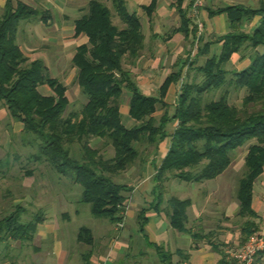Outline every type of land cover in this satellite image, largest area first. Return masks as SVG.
Returning <instances> with one entry per match:
<instances>
[{
    "label": "trees",
    "instance_id": "16d2710c",
    "mask_svg": "<svg viewBox=\"0 0 264 264\" xmlns=\"http://www.w3.org/2000/svg\"><path fill=\"white\" fill-rule=\"evenodd\" d=\"M108 1L123 28L115 25L111 9L101 0H90L86 14L74 22L75 38H87L85 44L76 48L71 61L87 103L80 113L68 115L67 86L50 74L42 59L26 56L17 41L21 22L40 18L48 25L52 14L23 0L6 2L0 15V104L12 121L23 125L24 135L40 140L31 160L46 161L58 174L73 176L83 188L81 202L90 205L95 218L108 220L113 225L122 224L128 199L125 194H130L133 188L116 183L114 178L137 165L142 159L141 148L154 147L157 152L170 138L169 151L155 169L154 202L150 209L139 213V221L144 227L148 222L147 213L154 210L167 215L173 229L185 232L192 201L171 197L162 208L165 176L186 183L215 180L231 166L236 151L256 141L248 147L246 171L237 192L238 215L245 219L241 245L246 243L260 233L254 193L256 182L264 173V109L251 112L248 108L264 105V52L259 51L264 49V2L258 8L237 5L210 11L211 15L225 14L236 32L255 19L259 25L251 35L239 31L226 35L220 40V54L208 56L212 43L198 49L197 57L208 56L204 65L196 69L203 76L200 82L182 80L185 77L181 69L164 80L159 96H146L132 72L124 69L126 59L133 63L142 57L146 41L144 25L136 13L129 12L126 0ZM171 1L182 20L181 27L173 33H182L188 38L193 30L183 7L187 0ZM157 3L158 0H151L149 6L142 7L149 17ZM244 46L255 51L249 68L231 71L229 64L233 56ZM180 82L173 114L166 110L158 118V111L169 107L165 99L170 87ZM232 88L247 92L242 108L230 103ZM213 92H221L220 98L207 102ZM124 93L130 95L128 115L134 122L131 126L123 121ZM173 123L177 125L170 134L168 126ZM91 139L106 140L113 147L114 156L104 159L91 147ZM76 146H80L79 158L74 154ZM22 212L17 206L14 213L0 220V245L7 240L22 244L33 241L41 216L23 224ZM78 238L87 245L94 243L88 228H82ZM157 251L163 264H173L170 253L163 248ZM89 260L90 256L84 264H91Z\"/></svg>",
    "mask_w": 264,
    "mask_h": 264
},
{
    "label": "rangeland",
    "instance_id": "374dc122",
    "mask_svg": "<svg viewBox=\"0 0 264 264\" xmlns=\"http://www.w3.org/2000/svg\"><path fill=\"white\" fill-rule=\"evenodd\" d=\"M27 3L35 6L40 11H46L48 9L51 14H56L58 10L53 7L49 0H23ZM89 0H77L75 2L76 7H81L75 13L76 20L79 19L82 15L86 14L87 2ZM165 0H160L161 7ZM232 2V0H230ZM230 1H228L230 3ZM255 1V0H250ZM46 2V3H45ZM106 4L112 11L114 15L113 21L115 25L119 28H123V24L120 22V19L117 17L111 2L108 0H101ZM138 2L144 5H149L151 0H127V6L129 12H136L137 16L140 18L142 24L145 26V49L142 53V57L131 63L128 59L124 61V69L126 71H131L134 79L139 76V70L149 65V62L152 59H162V62L168 69H171L175 72L183 70V78L185 81L200 82L203 78L196 69L204 65L208 56H196L195 55V43H196V21L189 16L192 24L191 29L193 30L191 36L182 40L179 45L172 46L169 44L170 37H174L173 31L181 27L182 20L179 13L175 10L172 17H167L164 19L167 20V28L165 31L162 30L160 39L157 40L156 37L152 38L153 31L150 30L149 24L147 23L148 15L142 8H139ZM249 0H246L245 7L247 8H258L260 5L256 4L254 6L248 5ZM56 3H58L56 1ZM212 3V0H209V4ZM213 4V3H212ZM215 4V3H214ZM228 5L227 0H222L220 4L211 5L216 8L220 6ZM206 9V4L201 10ZM2 15V12L0 13ZM203 16V15H202ZM53 18V15H52ZM52 18L50 20H52ZM49 20V21H50ZM37 21V19H31L28 21H23L20 23L19 34H18V43L19 39L24 30H28L32 27V24ZM72 19L69 18L70 23ZM74 21V19H73ZM204 21V19H203ZM62 23H65L62 20ZM145 23V24H144ZM254 24V23H253ZM253 24L245 29V25L240 28L238 31L245 33L247 35L253 34L255 30ZM47 33L50 28H45ZM154 29V28H153ZM237 31V32H238ZM237 33L234 30H230L228 34ZM204 33L201 39L204 37ZM226 34V35H228ZM217 36L214 38L213 43H217V40L224 39L226 36ZM36 36V35H35ZM167 39V40H165ZM199 41V48H203L205 45V40ZM43 39H37L38 44H41ZM51 45L57 46L58 40H51ZM221 43V42H220ZM217 45V44H216ZM40 49L41 47L37 45ZM217 47V46H216ZM160 48H163L161 52H158ZM216 49V48H215ZM72 52L65 53L66 57L69 59ZM260 52H264L263 48L259 49ZM157 52L159 53L157 55ZM255 53L253 49H249L244 46L239 52L238 56H235V64H229L230 70L235 72H240L245 70V67L241 69L243 65H240L237 59L243 57L244 61H248L250 57ZM64 55V56H65ZM65 60L62 57V61ZM164 61V62H163ZM240 67V68H239ZM54 70L50 74L59 79L64 83L68 88V97L70 100V106L67 109L66 115L69 113H80L87 103V99L81 93L78 84H77V70L73 65L68 62L64 64L55 65ZM182 82V81H181ZM179 83V88L177 89V98L182 83ZM44 93H47V90H42ZM221 92H213L207 97V102H212L220 98ZM246 91H236L235 89H230V103L239 108L243 107V100L246 96ZM129 94L124 93L122 98L123 104H121L123 121L128 118L132 121L128 115V100ZM156 96V95H153ZM159 96V93L157 94ZM177 102V100H176ZM174 107L169 106L168 108H163L161 110H167L172 115L174 112ZM264 105L251 106L248 108L249 111H258L263 110ZM159 110V111H161ZM162 114H158V118ZM17 122L12 121L9 116L3 121H0V220L14 213L17 206H20L23 209L21 215V222L23 224H28L36 216H41V224L38 227H54L53 229L49 228L48 235L62 241L66 244H71L72 241H76L79 230L82 227L90 228L94 231V235L100 234L105 227V233H107V227H117V224L113 226L108 220L95 218L91 213V207L88 204L82 203V193L83 188L81 185L77 184L74 180V177L71 175H62L58 174L52 166L46 162H36L31 160L32 155L36 154L38 149L37 145L40 142L38 138L32 135H24L22 130H19ZM176 123L171 124L168 127L170 134L176 128ZM129 126V125H127ZM256 143V141H251L247 143L242 149L235 152L233 156V162L228 170L217 179L212 181H207L203 183H186L181 182L178 179L170 177L167 175L164 178V189L166 192L163 197L162 208L167 206V201L171 197H177L180 199H191L193 202L192 207L189 209L188 213L191 214V211L197 208L200 214L199 221L196 220L195 216H190L189 227H203L200 233H205L204 228L208 230H227L229 232H237L241 229L242 225L245 222V219L241 218L238 215V197L237 192L239 188V182L242 179L246 168H245V157L248 151V147L251 144ZM90 145L93 149H97L100 152V155L104 159H110L114 156V149L111 145H108L106 140L101 139H91ZM169 145L162 144L161 152L155 151L154 147L141 148L142 159L138 161L137 165L132 168L129 172L123 173L119 177L114 178V181L118 184H126L130 187H133L136 183L139 182V179H143L145 173L151 175L153 179L155 176V169H153L152 164L153 160H160L167 152ZM77 158L80 157L81 151L80 146L75 147V153ZM146 160V162H145ZM151 166V167H150ZM147 175V176H148ZM149 175V176H150ZM167 179V180H166ZM153 181V180H152ZM153 181V186H154ZM126 197H129V194H125ZM155 198V196H154ZM255 198L259 204H261L258 212L259 219L257 223L260 227V233H264V174L257 181L255 185ZM128 205H125L124 211V221L122 227H127L131 231L137 232V226L134 222V211L130 212L127 218ZM138 214V212H137ZM136 214V216H137ZM127 219V221H126ZM126 224V226H125ZM98 227L100 229L98 233ZM136 227V228H135ZM121 229V228H120ZM123 229V228H122ZM210 233V232H208ZM214 233V232H213ZM258 233V234H260ZM237 234V233H236ZM204 235V234H203ZM208 237L213 240L216 239V242L220 246H225L217 240V236L210 233ZM236 242L227 244V247L223 248V252L232 249H238L240 246V234L235 237ZM27 242L23 244L21 242H15L12 240H7L0 245V264H39L37 258V252H34L33 249L27 248ZM38 245V241L36 243ZM237 244V245H236ZM245 244V243H244ZM218 245V244H217ZM51 247L54 248V244H48L45 242L42 248V252L48 251ZM89 246H83L82 252L89 251ZM98 251V250H97ZM104 255V253H103ZM105 255H106V246H105ZM101 257V256H100Z\"/></svg>",
    "mask_w": 264,
    "mask_h": 264
},
{
    "label": "crops",
    "instance_id": "0c3cea01",
    "mask_svg": "<svg viewBox=\"0 0 264 264\" xmlns=\"http://www.w3.org/2000/svg\"><path fill=\"white\" fill-rule=\"evenodd\" d=\"M56 1L58 3H56ZM73 1L77 0H49V2L47 3H51L53 7L58 10L57 15L54 13L52 14L53 18L49 21L48 25L45 24L40 18H37V21L32 24V27L30 29L28 28V30L23 31L19 39V42L22 41L23 44H18L21 47L22 51L26 54V56L31 59H42L50 72L54 70L53 68L55 67V65L68 62L71 63L76 48L87 42L86 37L75 38L74 22L76 21V19L73 17L75 16L76 11L81 7H76L75 2ZM221 1L222 0H212L213 4H209V0H206V9L202 13L205 23V34L203 38L205 40V43H212V46L210 48V56L213 54H220L221 52L222 43H220V40H217L216 45L215 43H213V41L215 40L214 38H217V36H224L228 34L230 30H232L230 22L225 14L211 15L210 11L237 5H246V0H232V2L230 0H227L228 5L226 6H220L218 8H216V6H211L220 4ZM228 1H230V3ZM6 2L7 0H0V13L4 10ZM255 2L261 5L264 0H249L248 5L254 6L256 4ZM190 4L191 0H187L183 6L184 9H186L188 12V17L191 13ZM138 5L140 6L139 8H142L143 6H149L150 4L144 5L141 4V2H138ZM160 5V0H158L156 10L153 12L152 16H148L147 19V23L149 24V26H151L150 30L153 31L152 38L154 39V37H156L157 40L160 39L159 35L161 34L162 30L165 31L167 28V20L165 21L164 19H166L167 17H172L173 13H175L174 11L176 10V8L172 5L171 0H165L162 4V7ZM69 18L72 19V23L68 22ZM62 20H64L65 23H62ZM258 22L259 20L255 19L252 23H245L244 27L246 30H248L247 27L251 26L254 23L253 28L256 29L259 25ZM43 26L45 28H50V30L46 33ZM41 38L43 39V42H41V44H38L37 39L39 40ZM170 38L171 39L169 41V44H171L172 46L179 45L182 40L185 39L182 33L174 34V37ZM53 39L58 40L57 46L51 45L50 41ZM37 45L41 48L39 49ZM72 49L74 51L71 54V57H69L68 59L65 53L72 52ZM162 50L163 48H160L158 52H161ZM158 52L157 55L159 54ZM238 55L239 53L233 56L230 62L231 66L232 64H235V56ZM62 57L65 60L62 61ZM237 60L238 62H240V65L244 64L241 69H243L244 67L245 69H247L251 64L250 60L244 61L243 57ZM161 62L162 59H152V61L149 62V65H146V67L139 70V74H137L139 76L135 78L140 91L146 96H157L164 80L171 73L175 72L171 69H168ZM177 89L178 86H171L168 91L165 103L169 106H173L176 104ZM162 113L163 110L158 111V114ZM5 118H8L7 111L0 104V121H3ZM125 121L129 126L134 124V122L128 120V118ZM16 124L18 125L19 130L23 131V125L21 123ZM170 126L171 125H169L168 127ZM168 141L169 145L166 154L169 151L171 139L167 138L162 143L168 144ZM162 144L159 146L160 152L162 149ZM166 154L160 160L152 161L153 169H156V167L160 166V164L162 163V159L166 156ZM147 175L148 174L145 173L143 179L140 178L139 182L132 187L133 190L129 194L126 202L128 205L127 218L130 212L134 211L135 213V215L133 216L134 222L136 221L135 225L137 226V232H134L135 229L134 231H131L127 227H107L108 230L107 233H105V227H103L104 229L102 233L94 235V231L88 228L92 232L94 243L93 245H87L85 243L79 242L78 235L80 230L82 228H87L82 227L78 232L76 241H72L69 245L64 243L62 239L55 238L54 240V237H50L48 235L49 228L53 229L54 227H37L33 241L31 243H26L27 248L31 247L34 252L38 253L37 258L39 260V264H84L86 258L89 256V261L91 264H98L106 257H110L111 264H163L157 251L158 248H163L165 251L171 254V260L173 264H235L234 262H230L227 260L226 252H223V248L225 246H220L219 243L216 242V239L211 240L208 235L210 233L216 235L217 240H219L222 245L226 244L227 247V244L229 245L230 243L236 242L235 237L239 233V245H241V229L234 233L227 230H208V228H204L203 231L205 233H200L203 227L188 226L190 222V216L194 215L196 220L199 221L200 214L197 215L199 212L197 208L192 210L190 215L187 212L188 223L186 227L187 230L185 232H179L173 229L170 225L167 215H165L164 213L158 214L154 210H150L147 213L148 222L144 227H141L142 224L139 221V213L143 209H150L155 199L153 192L156 184L154 182L155 185L153 186L154 178L152 179L150 174V176ZM260 206L261 204L256 201L254 193V209L256 211H259ZM239 208L240 202L238 203V211ZM198 229H200V232L198 231ZM99 231L100 229L98 230V233ZM37 241L38 245L36 244ZM45 242H47L48 244H54V248L51 247L48 251L46 250L45 252H42L41 246H43ZM83 246H89L90 250L82 252ZM254 264H264V253L260 254L257 257Z\"/></svg>",
    "mask_w": 264,
    "mask_h": 264
},
{
    "label": "built area",
    "instance_id": "2783aa9c",
    "mask_svg": "<svg viewBox=\"0 0 264 264\" xmlns=\"http://www.w3.org/2000/svg\"><path fill=\"white\" fill-rule=\"evenodd\" d=\"M206 4V0H192L190 17L196 21V43L195 51L199 48V41L204 33L205 23L201 10ZM123 224H117V227H122ZM264 253V233L256 234L252 236L245 244L240 246L238 249H229L226 251L227 260L234 262L235 264H254L257 257ZM98 264H111L110 257H106Z\"/></svg>",
    "mask_w": 264,
    "mask_h": 264
}]
</instances>
